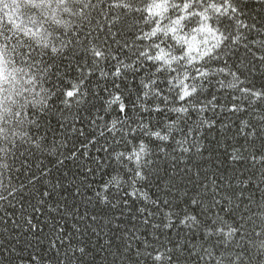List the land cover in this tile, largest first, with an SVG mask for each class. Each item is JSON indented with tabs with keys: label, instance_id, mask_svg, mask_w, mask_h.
<instances>
[{
	"label": "snow or ice",
	"instance_id": "snow-or-ice-1",
	"mask_svg": "<svg viewBox=\"0 0 264 264\" xmlns=\"http://www.w3.org/2000/svg\"><path fill=\"white\" fill-rule=\"evenodd\" d=\"M0 264H264V0H0Z\"/></svg>",
	"mask_w": 264,
	"mask_h": 264
},
{
	"label": "trees",
	"instance_id": "trees-1",
	"mask_svg": "<svg viewBox=\"0 0 264 264\" xmlns=\"http://www.w3.org/2000/svg\"><path fill=\"white\" fill-rule=\"evenodd\" d=\"M259 83H260V80L258 79L257 80V84H259ZM102 95H103V93H102ZM96 103H97V105H99L100 102L99 101H96ZM232 120L236 121V117H232ZM236 122L238 124V121H236ZM77 127H80V125H77ZM219 129H220V125L217 124V130H219ZM85 132L88 133L89 135H91L92 134V129L86 127L85 128ZM213 135H215L214 132L208 133V139H211ZM80 139H84V138L81 137ZM69 147H71V144L69 145ZM90 150L92 151L93 155H100V156H103L104 155L103 153H98L97 154L94 149H90ZM44 164L48 168H52L53 169V182H55V180H54L55 177H62L65 172H67V174H68V177H67L68 181L73 180L74 173L77 172V167H78L76 164H73L71 161H68V162H66V165L61 169V171H56V169L54 167V161L51 158L45 159L44 160ZM75 178L77 180L80 179L79 176H76ZM89 179L91 180L92 178L89 177ZM100 183H101L100 177L99 176L95 177V183L93 184V188L98 187V185ZM152 191L155 192V189H153ZM91 194H92L91 192L88 193V195H91ZM138 206H139V204L137 203L135 205V207H138ZM89 210L90 211L92 210L91 209V206H89ZM81 211H83V207L81 208ZM104 211H108V209H104ZM113 211H114V213L116 215H119V213H120V209H116V210H113ZM130 215H135V212L133 211Z\"/></svg>",
	"mask_w": 264,
	"mask_h": 264
}]
</instances>
